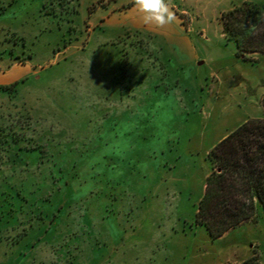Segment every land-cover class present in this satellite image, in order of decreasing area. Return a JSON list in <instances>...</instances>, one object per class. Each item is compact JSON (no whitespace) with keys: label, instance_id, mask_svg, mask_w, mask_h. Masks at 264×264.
Returning <instances> with one entry per match:
<instances>
[{"label":"rangeland","instance_id":"rangeland-1","mask_svg":"<svg viewBox=\"0 0 264 264\" xmlns=\"http://www.w3.org/2000/svg\"><path fill=\"white\" fill-rule=\"evenodd\" d=\"M166 2L158 28L134 0H0V264H264L259 205L215 239L196 219L208 151L264 116V53L222 32L238 0Z\"/></svg>","mask_w":264,"mask_h":264},{"label":"trees","instance_id":"trees-1","mask_svg":"<svg viewBox=\"0 0 264 264\" xmlns=\"http://www.w3.org/2000/svg\"><path fill=\"white\" fill-rule=\"evenodd\" d=\"M222 32L234 41L237 55L264 53V7L242 2L219 16ZM264 86V80H263ZM14 90V83L7 87ZM264 110V94L261 99ZM211 170L198 203L197 222L211 238L264 212V116L249 118L219 140L207 153ZM238 264H261L253 255Z\"/></svg>","mask_w":264,"mask_h":264},{"label":"clouds","instance_id":"clouds-1","mask_svg":"<svg viewBox=\"0 0 264 264\" xmlns=\"http://www.w3.org/2000/svg\"><path fill=\"white\" fill-rule=\"evenodd\" d=\"M135 7L142 13L145 24H151L158 28L171 24L174 15L166 0H134Z\"/></svg>","mask_w":264,"mask_h":264},{"label":"crops","instance_id":"crops-1","mask_svg":"<svg viewBox=\"0 0 264 264\" xmlns=\"http://www.w3.org/2000/svg\"><path fill=\"white\" fill-rule=\"evenodd\" d=\"M236 1H237V0H236ZM245 1L253 2V3H255V4H261V2H259V0H238V2H234V4L231 6V8H232L234 5L240 4V3L245 2Z\"/></svg>","mask_w":264,"mask_h":264}]
</instances>
